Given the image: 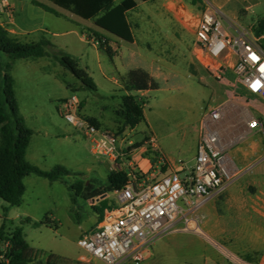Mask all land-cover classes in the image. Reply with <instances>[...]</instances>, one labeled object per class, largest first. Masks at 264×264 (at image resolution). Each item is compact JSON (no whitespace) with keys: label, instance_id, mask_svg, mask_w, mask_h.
Wrapping results in <instances>:
<instances>
[{"label":"rangeland","instance_id":"1","mask_svg":"<svg viewBox=\"0 0 264 264\" xmlns=\"http://www.w3.org/2000/svg\"><path fill=\"white\" fill-rule=\"evenodd\" d=\"M162 1L141 3L133 12L138 21L130 15L135 43H125L101 30L98 34L121 49L128 47L134 51L128 63L152 67L157 77L158 88L143 96L135 94V99L144 103L145 116L142 122L128 130L131 148H146L148 137H154L165 156L184 169L193 165L194 138L204 116L218 106L219 96L224 90L245 100L263 125L264 101L236 83L235 75L229 71L224 79L233 82L235 85L232 87L218 82L195 61L192 54L194 34L189 29L195 31L196 18L205 0H174L164 9ZM44 2L52 4L48 0ZM47 17L58 20L48 13ZM261 19H264V0L252 11L232 21L249 28L255 35ZM228 21L224 19L227 25ZM231 30L234 31L232 27ZM41 38L50 42L46 47L48 55L45 56L12 59L0 50V64L14 80L19 115L33 131L27 148L28 159L45 170L57 166L68 170L67 174L53 181L30 174L26 180L25 198L19 208L0 198V225L4 222L3 214L10 208L13 211L25 208L37 219L39 228H32L26 223L20 225L19 219L15 224L7 221L6 226L7 230L16 226L24 228L27 242L38 260H43V254L47 252L72 256L86 254L78 245V239L88 229L89 221L85 214L89 210L86 197L90 194L87 191L90 185L100 186L106 182V166L98 160L106 158L93 153L91 142L62 115L66 98L76 95L79 100L84 99V110L101 119L105 129L121 132L127 127L123 125V120L115 116L123 91L118 89L114 79L123 82L125 70L118 64V59L72 35L65 37L67 49L57 43L63 41L51 31L29 41ZM59 52L73 54L75 60L80 59L78 62L83 67L84 62L98 88L83 87L55 58ZM259 133L261 154H264V139ZM232 168L237 172L233 164ZM251 176L255 181L264 177V164L256 163L249 174L235 180L232 188L236 189L238 197H241ZM79 182L83 188H79ZM71 185H74L73 188H70ZM248 193V201L252 205H240L241 208L234 209L223 205L217 198L198 210L192 209L180 216L167 232L155 239L148 257L139 264H264V183L251 184ZM107 201L116 204L109 197ZM45 214L49 217L53 215L60 224L57 227L48 223L40 225L38 221ZM76 214L82 216L81 225L75 221Z\"/></svg>","mask_w":264,"mask_h":264},{"label":"built area","instance_id":"2","mask_svg":"<svg viewBox=\"0 0 264 264\" xmlns=\"http://www.w3.org/2000/svg\"><path fill=\"white\" fill-rule=\"evenodd\" d=\"M224 19L217 7L205 3L195 22L193 57L216 80H225L229 71L235 75L236 83L264 101V33L251 34L249 28L231 20L227 25ZM85 39L95 47L112 44L103 35L85 34ZM79 103L76 95L66 98L64 119L80 129L91 142V151L111 160L115 169L125 162L131 167L127 182L113 189L116 204L105 208L98 225L78 239V245L102 264L144 261L158 236L167 232L180 216L216 195L236 175L226 153L230 143L218 128L221 107L212 109L202 120L191 167L146 178L131 159L132 140L127 133L133 127L127 126L121 132L101 128L79 114ZM247 125L260 131L264 138V125L256 116H250ZM145 145L160 164L165 163L154 137H148ZM9 246L7 240L0 239L2 261H7Z\"/></svg>","mask_w":264,"mask_h":264},{"label":"crops","instance_id":"3","mask_svg":"<svg viewBox=\"0 0 264 264\" xmlns=\"http://www.w3.org/2000/svg\"><path fill=\"white\" fill-rule=\"evenodd\" d=\"M37 1H40L44 3L45 5L53 8L56 11V13L47 11L40 5L34 4L33 0H0V24L6 30H8L11 34L18 36L20 39L25 40V41L37 40L41 36L42 33L51 31L52 35L61 37L63 43L61 42H57V43L65 47L66 49H67V43H66L67 38H65L66 36H69V35L76 36L81 41L87 42L85 39V34L86 35L87 34H93V35L97 34L98 36H101L102 34H98V30L107 32L106 30L96 25L95 23L96 18H91V19L82 18L74 14L70 10L62 8L54 4L50 0L48 1L51 2L52 4H48L44 2V0H37ZM120 1L121 0H116L115 3L117 4ZM148 1H153V0H146V1L136 0L137 2L136 7L133 10L128 12V21L130 23L131 30H132L133 41L126 42L120 39L123 42L135 43L136 38H135L133 27L130 22V15L133 16L135 21H138L136 15H134L133 12L136 10V8L140 6L141 3L148 2ZM261 2L262 0H205V3H209L213 5L214 7H217L223 13L224 17L231 21L238 20L241 14L252 11L256 7L261 5ZM172 3H174V0H163L162 8L164 9V7H168ZM47 13L55 16V18H57L58 20L56 21V20L49 19V17H47ZM48 25L52 27L50 28L51 30L48 29ZM189 31L190 33L194 34L193 29H189ZM110 47H111L112 52H111V55L109 56L111 58L113 56L118 59V64L125 68V70L123 71L124 74L130 69L140 67L148 71L151 77L157 81L156 74L153 72L152 67L143 66L140 64H129L128 63L130 61V58H132V55H134V51H132L128 47L121 49L119 45L110 44ZM96 48H98V50L105 51L104 50L105 47L103 48L96 47ZM126 54L127 56H125ZM72 55L73 54H70V56L73 58ZM79 60L80 59H77L76 62L91 77L88 66H86V64L83 62L84 64V67H83L78 62ZM119 74L121 75L122 73L119 72ZM93 81L95 82L96 87L98 88V83L94 79ZM218 82L228 87H232V83H233L228 80H223V81H218ZM114 83H117L118 89L123 91V95L131 94L135 96L136 94L138 96H143V94L152 90V89L127 90L123 82L119 83L118 80L114 79ZM219 98L221 100L217 107H221V125H222L223 138L224 140L230 143V147L228 148L226 153L232 160V164L237 169V172L233 180L229 182L216 195L205 200L201 204V208L202 206H205L211 199L215 200L219 198V200L222 202L223 205H226L227 207H232L234 209H238L240 205H252L248 201L249 186L256 182L258 185H260L261 183H264L261 181V179L264 181V177H260L259 180L255 181L254 176H251L250 180L248 179L247 184L244 186L245 189L242 191L241 197H238L237 194L235 193L236 189L232 188V185L236 182L235 180L241 175L243 176V175L249 174L250 170L256 163L264 164V154L263 153L261 154V145H260L261 135L259 133L260 131H258L257 129L248 128L247 122L250 116L252 115L256 116V115L253 114L252 111L250 110V107L246 105L247 102L245 100L239 97H234L233 92L226 91V90L223 91V93L219 96ZM79 106H80L79 108L80 115L86 118H91L97 123L99 127H104L101 123V119H99L94 114L88 113L86 110H84V99L80 100ZM120 106H121V103L119 107ZM143 113H144V109H143ZM144 116H145V113H144ZM74 128L78 129L76 127ZM71 136L74 137V135H71ZM262 137H263V134H262ZM198 138H199V131H198L197 136L194 138V142L192 145L193 158L195 156V150H196ZM29 143H30V140H29ZM28 147H29V144H28ZM158 147H159L160 156H163L166 158L164 164L159 163L158 158L155 157L154 152L150 148H147V147L144 148L143 146H141V147L132 149V155H131L132 162H134V164H136L137 166L141 168V170L145 173L146 178H152L154 176L159 177L160 175L173 171V170H178V171L183 170L181 169L179 164H177L174 161L169 160L165 156L164 152L161 150L159 145ZM100 157H103V156L100 155ZM26 159L30 163L36 166L38 165L37 162H31L28 159L27 149H26ZM98 160L100 163H103V165L106 166L105 167L106 182H104V184L100 186H93V185L89 186V190L87 191L88 194L94 193L95 195L86 197L89 203V205H87L89 206V210L86 212L85 218L87 216V219L89 222H88V229L85 230V233L90 232L98 225L101 219L103 210L112 205L109 201H107L108 197L112 199L113 201H115V195H114L113 190H106L108 186V175L112 171H123L128 175L131 170L130 164L126 162L122 163L119 169L118 168L115 169L113 162L109 160L108 158H106L104 161H101L100 159ZM29 176L30 175H27L24 177L25 191L21 197L22 198L21 203L23 202L25 198V194L27 191L26 180ZM79 188H83V186ZM100 203L102 204L104 203V204L99 205ZM20 206L21 205H17L16 208H19ZM199 208H197L196 210H198ZM46 215L47 214H45V216L38 221L40 225H43L44 223L45 224L48 223L49 225L57 227V225L60 224V221L57 218H55L53 215L50 217ZM81 217L82 216H80L79 214L74 215V218L76 219L75 221H77L76 223L79 225H81V221H80ZM2 218L4 221L3 222L4 228L1 233L0 239L7 240L9 243H10L8 239L9 233L13 231L16 227L21 228L26 242H27V239H26L27 233L24 230V228L21 226H16L12 228L11 230H7L8 229L6 226L7 221L15 224L16 223L15 221L19 219L20 225H23L24 223H26L32 228H39L38 225L36 224L37 219L35 218V216H33L25 208L22 210H15V211H13V209L10 208L7 210V213L3 214ZM43 257H44L42 258L43 260L41 259L38 260L36 258L35 251H33V249L29 246L27 242V248L24 249L22 252V258L26 260L25 264H102L100 260L94 258L87 252L86 254H80L78 256H72V255L60 253V252L59 253L47 252L45 253V255L43 254Z\"/></svg>","mask_w":264,"mask_h":264},{"label":"trees","instance_id":"4","mask_svg":"<svg viewBox=\"0 0 264 264\" xmlns=\"http://www.w3.org/2000/svg\"><path fill=\"white\" fill-rule=\"evenodd\" d=\"M54 4L68 9L74 14L85 18H96L95 23L100 28L126 42L133 41V34L128 21V12L136 7V0H50ZM146 1V0H142ZM45 10L56 11L44 3L33 0ZM256 34L264 31V19L258 21ZM97 35V34H96ZM98 36V35H97ZM50 42L41 38L38 41H25L11 34L0 24V50L8 54L12 59L26 57H41L48 55L46 47ZM100 46L99 48H103ZM105 52L111 55V47L105 46ZM55 58L67 69L83 87L96 90V84L87 72L70 55L59 52ZM10 63L7 64L9 68ZM122 81L127 90H146L158 88V83L148 71L137 67L130 69L122 75ZM142 101L128 94L122 96L121 106L115 110L117 119L123 120V125L135 127L144 120ZM95 125L97 123L88 118ZM98 126V125H97ZM33 131L26 126L19 115L18 104L14 92L13 77L4 71L0 64V198L11 206H17L25 191L24 177L35 174L53 181L63 174H67L63 166H57L51 170L42 169L26 159V149ZM128 176L123 171H112L108 175L106 190H113L124 185ZM71 185L70 188H73ZM82 187V183L78 184ZM101 193V192H99ZM95 195L90 193V196ZM4 223L0 226V236ZM10 248L7 252V261L2 264H25L22 252L27 248V242L20 227H16L9 233Z\"/></svg>","mask_w":264,"mask_h":264},{"label":"bare ground","instance_id":"5","mask_svg":"<svg viewBox=\"0 0 264 264\" xmlns=\"http://www.w3.org/2000/svg\"><path fill=\"white\" fill-rule=\"evenodd\" d=\"M218 128L222 129L221 121L218 122Z\"/></svg>","mask_w":264,"mask_h":264},{"label":"water","instance_id":"6","mask_svg":"<svg viewBox=\"0 0 264 264\" xmlns=\"http://www.w3.org/2000/svg\"><path fill=\"white\" fill-rule=\"evenodd\" d=\"M0 264H2V260L0 259Z\"/></svg>","mask_w":264,"mask_h":264},{"label":"snow or ice","instance_id":"7","mask_svg":"<svg viewBox=\"0 0 264 264\" xmlns=\"http://www.w3.org/2000/svg\"><path fill=\"white\" fill-rule=\"evenodd\" d=\"M253 59H256V57H255V56H253Z\"/></svg>","mask_w":264,"mask_h":264}]
</instances>
